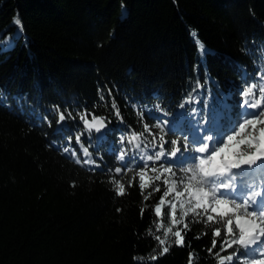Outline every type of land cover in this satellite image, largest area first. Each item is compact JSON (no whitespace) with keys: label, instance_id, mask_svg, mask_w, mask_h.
I'll return each mask as SVG.
<instances>
[{"label":"trees","instance_id":"trees-1","mask_svg":"<svg viewBox=\"0 0 264 264\" xmlns=\"http://www.w3.org/2000/svg\"><path fill=\"white\" fill-rule=\"evenodd\" d=\"M16 17L22 36L11 48L0 45V264H141L133 259L140 256L188 264L189 252L194 264H217L207 251L211 231L203 235L198 223L183 233V247L147 261L159 253L146 233L155 229L150 206L164 186L143 202L128 173L126 194L116 196L107 169L121 164L109 145L142 130L138 109L161 115L159 105L175 116L207 105L221 123L229 108L239 111L243 73L254 77L264 55V0H0V41L17 33ZM189 95L193 103L180 109ZM57 106L75 119L57 124ZM84 112L108 126L102 161L94 150L100 134H91L94 171L62 151L70 146L84 159L75 140ZM143 119L154 123L148 111ZM81 141L88 147L87 134ZM219 248L218 239L213 253Z\"/></svg>","mask_w":264,"mask_h":264},{"label":"snow or ice","instance_id":"snow-or-ice-1","mask_svg":"<svg viewBox=\"0 0 264 264\" xmlns=\"http://www.w3.org/2000/svg\"><path fill=\"white\" fill-rule=\"evenodd\" d=\"M13 24L18 28L16 37L0 41V45L12 47V41L22 36L23 24L19 17L13 19ZM192 35L203 57L206 54L205 45L195 32ZM243 79L245 82L238 89L240 100L236 107L239 111L229 108L225 123L220 122L221 118L210 115L207 105L203 110L191 107L175 116L156 105L155 110L161 115L154 116L152 110L138 109L142 130H130L120 135L119 148L109 145V151L121 164L107 169L108 182L116 196L126 194L124 179L128 173H133L127 179L128 187L138 183L143 202L161 191V183L164 186L158 201L150 206L155 231L150 227L146 233L157 242L159 253L150 254L147 261H155L158 256L168 253L173 244L183 247V233L190 230V223H198L206 229L203 235L211 231V247L207 251L214 254L217 264H264V55L255 76L249 79L244 72ZM196 87H202L199 81ZM108 94L111 95V89ZM100 99L104 100L103 94ZM192 103L193 97L189 95L178 107L184 109L185 104ZM112 108L114 115L122 120L114 100ZM52 111L57 124L75 119L71 112L66 116L58 106ZM145 111L154 121L151 126L144 122ZM78 115L83 131L75 135V140L84 159L70 146L62 151L70 153L77 164L89 165V170L94 171L100 165L89 151L93 147L91 134L93 131L101 133V129L106 127L105 118L93 114L89 120L87 112ZM168 117H171V123ZM85 134L89 139L88 147L81 141V136ZM106 135L96 137L94 150L101 161L100 149L104 147ZM68 139L70 145L72 138ZM125 157L128 159L125 160ZM143 202L141 216L149 207ZM189 217L191 220L187 219ZM218 239L219 251L213 253ZM228 249L233 251L221 254ZM133 259L147 264L143 256ZM197 259L195 253L189 252L188 264H194Z\"/></svg>","mask_w":264,"mask_h":264},{"label":"rangeland","instance_id":"rangeland-1","mask_svg":"<svg viewBox=\"0 0 264 264\" xmlns=\"http://www.w3.org/2000/svg\"><path fill=\"white\" fill-rule=\"evenodd\" d=\"M17 32H18V31H17ZM16 34H17V33H15L13 37H12L13 34H8V36H7L6 38H4V40H7V39H9V38H14V37H16ZM12 44H14V40L12 41ZM4 47H5V46H4ZM8 48H11V47H8ZM206 127H207V126H206ZM154 231H155V229H154ZM158 252H159V248H158Z\"/></svg>","mask_w":264,"mask_h":264},{"label":"water","instance_id":"water-1","mask_svg":"<svg viewBox=\"0 0 264 264\" xmlns=\"http://www.w3.org/2000/svg\"><path fill=\"white\" fill-rule=\"evenodd\" d=\"M105 124H106V122H105ZM107 128H108V126H107V124H106V127L102 128V129H101V133H99V134H102V133L106 132ZM93 132H95V131H93ZM95 133H96V132H95Z\"/></svg>","mask_w":264,"mask_h":264}]
</instances>
